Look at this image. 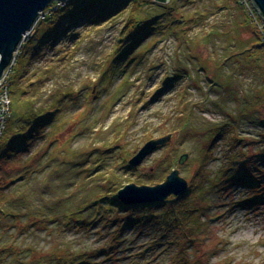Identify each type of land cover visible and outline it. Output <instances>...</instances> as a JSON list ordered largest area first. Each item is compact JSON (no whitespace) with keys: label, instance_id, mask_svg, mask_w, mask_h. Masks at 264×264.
Returning a JSON list of instances; mask_svg holds the SVG:
<instances>
[{"label":"rangeland","instance_id":"1","mask_svg":"<svg viewBox=\"0 0 264 264\" xmlns=\"http://www.w3.org/2000/svg\"><path fill=\"white\" fill-rule=\"evenodd\" d=\"M149 1L44 44L21 88L12 83L0 246L18 251L5 252L4 264H264V201L254 199L264 184L257 192L250 178L236 179L246 164L264 170L262 32L237 0ZM132 12L161 16L149 26L157 33L114 61ZM48 111L51 123L35 127ZM23 126L37 129L29 142L15 140ZM166 135L129 166L145 142ZM174 168L190 195L131 211L112 201L125 185L162 183Z\"/></svg>","mask_w":264,"mask_h":264},{"label":"trees","instance_id":"2","mask_svg":"<svg viewBox=\"0 0 264 264\" xmlns=\"http://www.w3.org/2000/svg\"><path fill=\"white\" fill-rule=\"evenodd\" d=\"M144 3H141L143 2ZM150 1L149 0H65L64 4L62 5H58V3L55 1L52 4H50L46 10L48 11L45 18L41 19L38 23H37V27L35 29V34L29 38L28 40H26L23 45H22V49L20 51V53L18 54L15 64L13 66L12 73H16V66L21 65V72L19 73V75L15 76V81H8L10 84V89H11V93H12V83L16 84L17 88H21V84L23 83V79L26 77L27 74V70L26 67L31 64V60H34V57L36 54V50H38V48H40L41 46H43L44 44L46 45H54L55 42H57L60 38L63 37H69L68 34H70L69 32H71V30L79 27V26H85V25H95V26H100L102 25L104 22H107L111 19H114L116 17H118L119 15H121L124 11H126L129 7H141V5L143 4H149ZM136 9L133 8V11H135ZM159 15H155L151 18L145 17H138V15H134V13H131V16L127 19V21H125L123 27H122V35L119 38V44L116 47V50L118 51L114 57L112 58V60H117L120 57L122 58V56H129L128 54L135 52L136 50H138L139 47H142V45L147 41L152 39V36H154L157 32L154 31V26L153 28L149 27L152 24H155L158 19H159ZM42 25L44 26V30H49L47 33H45L44 35L39 37V33L41 32L40 30H42ZM67 25V26H65ZM65 26V27H64ZM257 36H260L259 32L257 31ZM262 39V44L264 46V37L260 36V38ZM142 50V49H141ZM136 56H132L128 63H132L135 60ZM15 70V71H14ZM10 75V76H11ZM34 103V101H33ZM52 111H48L46 114H48L49 117H45V116H39L40 120L38 121V123L36 124L35 127H37V125H41V124H49L51 123L52 120ZM38 117V118H39ZM38 118L35 117L36 120H38ZM12 119V113L11 116L7 119L6 125H5V129L2 133V136L0 138V141L3 137L4 132H6L8 125L10 123ZM264 121V119H263ZM33 128V132L31 131L30 133H28L27 130H23L25 129V127H22V130H19L21 132L20 135H17V137L15 138V140H20V139H25L26 142H29V140H31L34 136V132H37L36 128ZM45 128H47V126H45ZM28 140V141H27ZM23 143V142H22ZM32 143L29 144H21V146H19L20 150L24 153V152H29L30 151V147H31ZM37 154V153H36ZM33 154L31 157H29L28 159H26L27 164L33 160H35V155ZM257 157L260 158H264V151L258 152L257 153ZM256 157V158H257ZM179 160V159H178ZM175 161V162H178ZM252 160V159H251ZM26 161H23L26 162ZM169 161L171 162L172 159L170 158ZM173 161V162H174ZM26 163H24L25 165ZM255 164V163H254ZM256 165V164H255ZM258 165V163H257ZM241 170L239 171V175L237 176L236 179H238L239 181H241L242 179L246 178H250L249 181H247V183H245L248 186H256L257 185V192H259L261 189H263V180H264V170L262 168H259V166L255 167H250L247 164L244 165L242 168H240ZM254 172H257V174L259 173L260 177L257 176V180H253V177L255 175ZM246 173V174H243ZM232 184L236 181L231 180ZM230 181V183H231ZM143 185V184H141ZM261 186V187H260ZM260 189H259V188ZM190 189V187H189ZM188 189V191L184 194L186 195H190V190ZM261 195V193H257V196L254 199H260L261 201H264L263 196H258ZM184 196V197H185ZM173 198V197H171ZM170 198V199H171ZM179 199H182L183 197L181 196V198L176 197ZM174 199V198H173ZM172 200V199H171ZM115 204H117L118 206H120L121 211L123 209L128 208L127 211H131L134 210L135 208H151L153 206H157V205H161L163 204L162 202L160 203H151V204H137V205H125L123 204L119 198H115V200H112ZM169 202L168 200L164 201V203ZM19 220V219H18ZM1 222V220H0ZM20 224L18 225V227H22L23 223L19 220ZM14 228H17V226L13 225ZM10 245V244H9ZM14 250V252L18 251L17 248L15 247H7V246H0V252H2V254L0 255V264H4L6 261L7 256H4L5 252ZM12 251L11 255L14 253ZM13 256V255H12Z\"/></svg>","mask_w":264,"mask_h":264},{"label":"water","instance_id":"3","mask_svg":"<svg viewBox=\"0 0 264 264\" xmlns=\"http://www.w3.org/2000/svg\"><path fill=\"white\" fill-rule=\"evenodd\" d=\"M53 1L65 0H0V78L10 65L14 53L23 38L34 27L40 13ZM259 13L264 17V0H252ZM171 138L166 135L150 139L132 156L129 166L139 165L151 152L164 146ZM188 158L183 153L178 160L182 165ZM178 169H172L165 180L155 185H137L129 183L116 194L125 205L151 204L166 201L170 196L181 197L188 190V181L180 175Z\"/></svg>","mask_w":264,"mask_h":264},{"label":"built area","instance_id":"4","mask_svg":"<svg viewBox=\"0 0 264 264\" xmlns=\"http://www.w3.org/2000/svg\"><path fill=\"white\" fill-rule=\"evenodd\" d=\"M240 5L246 10L248 16L251 19V22L255 25L256 29L260 33L261 36L264 37V17L259 13V11L253 6L252 0H238ZM58 5L64 4L65 1H56ZM45 11V12H44ZM42 13H40L34 27L24 36L22 42L18 46L17 50L14 53V57L10 63V65L4 70L1 78H0V138L5 129V125L7 119L11 116L12 113V100H11V89L9 84V76L11 75L13 66L15 64L16 58L22 49L23 43L30 38V34L32 30H34L37 23L44 19L47 12L46 9Z\"/></svg>","mask_w":264,"mask_h":264}]
</instances>
